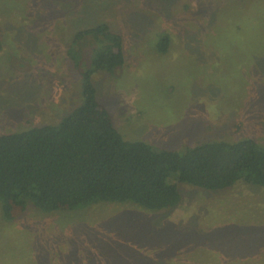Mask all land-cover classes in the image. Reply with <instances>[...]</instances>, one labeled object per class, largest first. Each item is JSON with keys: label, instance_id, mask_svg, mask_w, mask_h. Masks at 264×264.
<instances>
[{"label": "rangeland", "instance_id": "obj_1", "mask_svg": "<svg viewBox=\"0 0 264 264\" xmlns=\"http://www.w3.org/2000/svg\"><path fill=\"white\" fill-rule=\"evenodd\" d=\"M101 23L121 35L125 63L92 81L125 139L264 146V0H0V135L58 124L81 104L69 50L87 61L93 40L75 49L73 37ZM176 186L180 203L162 212L29 206L6 221L0 210V264H264L263 187Z\"/></svg>", "mask_w": 264, "mask_h": 264}, {"label": "trees", "instance_id": "obj_2", "mask_svg": "<svg viewBox=\"0 0 264 264\" xmlns=\"http://www.w3.org/2000/svg\"><path fill=\"white\" fill-rule=\"evenodd\" d=\"M87 38L93 40L87 61L80 49L69 50L81 76V104L58 124L0 135L4 220L19 219L29 206L54 212L113 203L168 211L180 203L179 183L217 191L242 179L264 188V146L252 138L205 141L182 150L125 139L99 104L92 81L95 72L113 73L124 65L122 37L101 23L78 30L73 47ZM169 43L163 34L158 50L166 52ZM176 257L179 264H193ZM172 260L161 264H175ZM259 261L245 264H263Z\"/></svg>", "mask_w": 264, "mask_h": 264}]
</instances>
